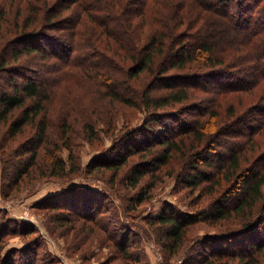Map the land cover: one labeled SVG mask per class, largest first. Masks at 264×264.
Listing matches in <instances>:
<instances>
[{
	"label": "trees",
	"instance_id": "trees-1",
	"mask_svg": "<svg viewBox=\"0 0 264 264\" xmlns=\"http://www.w3.org/2000/svg\"><path fill=\"white\" fill-rule=\"evenodd\" d=\"M133 5L137 7L135 11ZM25 9L20 24L23 30L12 39L15 47L10 56L18 61L24 55L41 53L49 60L55 59L61 68L54 65L57 74L45 83L24 66L26 74L16 73L22 82H15L10 92L0 91V125L5 126L7 137L23 136L29 126L36 128L33 138L36 143L49 135L54 137L49 131L52 125L47 100L51 101L50 95L57 88L67 94V106L75 99L78 104L82 100L79 89L66 82H82L83 79L78 80L85 71L93 72L106 97L128 106L140 103L148 115L151 111L157 115L166 106L193 100L197 91L213 93L215 100L208 105L198 106L193 101L187 106L184 113L191 110L197 117L175 120L174 132L160 135L158 130L152 133L153 129H146L145 137L152 135L151 141L137 144L136 138L130 139L125 150H115L110 159L101 160L91 169L110 170L116 178L130 156L143 154L145 162L126 172L129 184L136 188L153 169L165 168L173 175L179 160V163L195 160L190 171L182 175V181L193 190L211 181L206 190L211 199L199 211H181L169 205L151 219L159 223L165 256L170 259L178 255L187 244L189 228L195 222L208 221L221 226L223 222L237 221L235 229L226 227L218 237L209 236L199 258L202 257L204 264L216 261V264H230L237 260L240 264H264V0H31ZM67 24L68 42L48 33L52 31L48 28L51 25L63 29ZM31 26L37 28L31 31L28 29ZM44 26L47 27L44 29ZM206 26L218 37L209 35L211 39L206 40L207 36L202 39L200 34ZM2 29L0 23V33L4 32ZM128 40L130 44L126 45ZM56 41L60 46L52 49ZM21 67L17 66L19 70ZM245 72L248 75H241ZM150 75L154 81L141 90L137 88V81ZM118 81H123V91ZM154 83L157 85L153 86ZM68 88L74 93H69ZM158 117L155 124L160 120ZM56 121L59 123L54 122L57 126L54 130L61 129L60 139L69 150V163L56 150L45 151L46 172L47 176L69 182L79 172L72 143L75 129L67 118ZM82 127L88 139L94 138L96 128L89 119ZM218 128L232 143L226 140L224 153L216 154L217 163H211L217 171L206 172L199 167V162ZM36 146L27 156L31 166L39 165ZM115 146H106L102 156L106 149ZM13 172L19 176L17 180L23 178L20 172L17 175L16 169ZM81 180L86 183L92 177H81ZM77 187L80 186L70 190ZM142 198L136 197L138 203ZM66 205L52 201L46 206L68 208ZM74 211L78 218L89 216L81 215L79 209ZM122 232L129 239L131 231L123 229ZM2 233L0 264H16L14 254L8 255L11 248L3 249ZM29 261L25 260L24 264L37 262L36 257Z\"/></svg>",
	"mask_w": 264,
	"mask_h": 264
},
{
	"label": "rangeland",
	"instance_id": "rangeland-1",
	"mask_svg": "<svg viewBox=\"0 0 264 264\" xmlns=\"http://www.w3.org/2000/svg\"><path fill=\"white\" fill-rule=\"evenodd\" d=\"M29 1L31 2V0H0V23L4 31L0 33L1 92H10L15 82L18 84L22 82L21 76H16V73L26 74L28 71L23 69L24 66L30 69L32 75L45 83L56 76L54 65L57 64L56 67L61 68V64L55 59L49 60L48 56L41 53L24 55L18 61L12 59L9 54L15 47V40L12 39H16L23 30L21 22L25 17L24 10ZM132 7H134L133 11L137 8L135 5ZM207 26L200 34L202 39L206 36L207 39L204 38L206 40L213 36L217 38V33L215 35V32L209 31ZM46 27L44 26V29ZM35 28L37 26L28 29L32 31ZM48 28L52 30L48 32L49 34H56L58 38L68 42V24L63 29L61 26L55 29L53 25ZM56 42L57 45L51 47L52 49L60 46L59 42ZM127 44H130L129 40ZM99 59L105 63L103 58ZM17 66H22V69L19 70ZM85 73L78 80L83 79L82 82H66L68 86L79 89L77 92L80 93L82 100L78 104L72 96L74 101L67 106V94L61 90L57 91V88L50 95L51 101L47 100L48 112L51 116L50 126L52 125L49 131L56 139L49 135V138L37 144L33 140L36 128L30 126L23 136L11 139L5 133V126L0 125V231L3 232L1 243L3 249L5 248L6 251L11 248L8 255L14 254L16 264H24L25 260L29 263V259L33 257H36V264H204L202 257L199 258L200 251H203V243L210 240L207 239L209 236L221 235L226 227L235 229L238 226L237 221L223 222L221 226L212 225L208 221L191 224L187 244L177 256L170 259L165 256L162 248L159 223L151 221L169 205L181 211L193 212L205 208L208 204L211 196L206 190L211 186V181H205L200 189L194 190L182 181V175L190 171L195 160L190 159L183 163H179L181 161L179 160L175 163L176 171L173 175H169L165 168L153 169V173L142 178L136 188L129 184L126 172L136 164L145 162L146 156L143 154L130 156L116 178H113L110 170L96 172L91 166L101 163V160L110 159L117 149L125 150L124 147L130 139L136 138L137 144H143L147 139L152 138V135L145 137L146 129H153L152 133L158 130L157 133L160 135L174 132L175 120L187 121L197 117L191 110L184 113L187 106L190 107L193 101L198 106L208 105L215 100L214 94L197 91L193 100L166 106L160 109L157 115L156 111H151L148 115L142 110L140 103L137 106H128L106 97V93L101 92V84L92 76L93 72L85 71ZM241 75H248V72ZM128 78L133 81L131 77ZM151 81H154L153 76H146L140 82L137 81V88L141 90ZM117 83L121 85L120 89L123 91L125 87L123 81ZM155 85L157 84L154 83L153 86ZM69 89L71 88L67 90ZM69 93L74 92L69 90ZM156 116H159L160 120L155 124ZM57 118H61V122L67 118L75 129L72 143L73 151L78 156L79 172L74 174L69 182L47 176L45 167L47 162L44 154L48 150H56L57 154L69 163V150L63 146L60 139L61 129L54 130L57 128L54 122L59 123L56 121ZM86 119H89L96 128L92 139H88L83 132L82 126ZM220 131L221 129L218 128L213 135L215 139L211 142L210 148L201 156L199 167L205 168L206 172L217 171L211 163L214 165L217 163L216 154L220 151L224 153L226 140L232 143L229 137L220 134ZM122 134L125 135L121 137ZM115 144V148L106 149L107 152L102 156L101 152L106 146ZM35 145H38L36 147L39 165L31 166L27 156ZM206 157H209L208 161L203 160ZM19 164L22 165L21 168ZM13 169H16L17 175L20 172L23 178L17 180L19 176L15 175ZM87 176L92 177V180L83 183L81 177ZM78 185L80 187L70 190ZM139 195L143 197L141 203L136 199ZM48 201L57 204L67 203L68 208L54 209L46 206ZM75 209H79L81 215L89 214L88 218L76 217ZM123 229L131 231L127 240L122 232ZM262 254L264 260V251ZM216 263L217 261L212 264ZM230 264H240V261Z\"/></svg>",
	"mask_w": 264,
	"mask_h": 264
}]
</instances>
